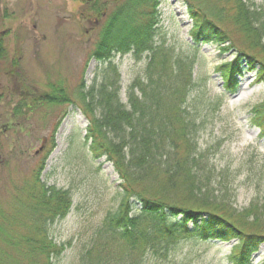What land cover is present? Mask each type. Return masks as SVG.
<instances>
[{"label": "rangeland", "instance_id": "rangeland-1", "mask_svg": "<svg viewBox=\"0 0 264 264\" xmlns=\"http://www.w3.org/2000/svg\"><path fill=\"white\" fill-rule=\"evenodd\" d=\"M104 1L112 8L110 0ZM160 1L157 42L195 59L194 95L206 103L222 96L224 83L217 65L230 61L235 50L220 52L215 43L191 48L186 0ZM255 2L264 5V0ZM82 5L81 0H0V36L4 35L8 53L0 60V264L99 262L97 252L87 251L106 243L105 238L97 239L99 228L120 201V179L112 163L105 157L95 159L85 140L89 115L82 93L99 84L103 64L91 57L99 26ZM225 25L231 30L232 25ZM231 33L239 36L234 28ZM16 58L18 74L13 68ZM112 61L125 102L126 90L142 74L146 58L127 53L114 55ZM238 80V91L228 94L215 112L200 105L206 115L199 146L208 150L213 188L225 192L233 207L242 210L253 201L264 204V138L253 118L264 103V82L248 71ZM56 85L63 87L70 102L33 101V96ZM41 183L66 189L72 198L69 213L48 222L44 233L46 214L36 210ZM43 234L66 245L59 257L51 254L47 259L40 253ZM236 242L191 237L164 260L119 251L109 263L232 264L228 256ZM263 259L264 243L253 263Z\"/></svg>", "mask_w": 264, "mask_h": 264}, {"label": "trees", "instance_id": "trees-1", "mask_svg": "<svg viewBox=\"0 0 264 264\" xmlns=\"http://www.w3.org/2000/svg\"><path fill=\"white\" fill-rule=\"evenodd\" d=\"M81 1L85 15L99 26L91 57L103 64L99 84L82 93L84 111L89 115L85 140L93 157H105L120 179L118 207L105 216L99 228L97 239L105 238L106 243L94 245L87 254L97 252L100 260L94 264H113L110 259L119 251L129 256L149 253L164 260L182 240L191 237L236 239L229 261L253 264L254 253L264 243V204L253 201L238 210L225 192L213 188L208 150L199 146L206 115L200 105L215 112L226 94L237 92L238 77L246 71H253L264 82V5L255 0H186L192 21L190 47L215 43L221 52L235 50L231 61L217 65L225 92L206 103L193 94L195 59L156 40L160 0H110L112 8L104 0ZM127 53L145 56L146 63L142 74L128 86L124 102L112 58ZM7 55L1 35L0 60ZM17 60L13 61L16 74ZM33 101L71 100L56 85L33 96ZM253 118L264 138V103L255 109ZM39 193L36 210L46 214L44 233L48 222L69 213L72 198L68 190L45 183L40 184ZM40 242V253L47 259L51 254L59 257L66 249L46 234Z\"/></svg>", "mask_w": 264, "mask_h": 264}]
</instances>
